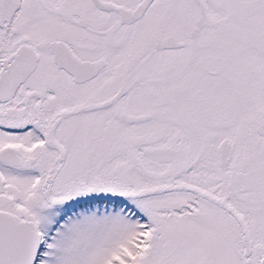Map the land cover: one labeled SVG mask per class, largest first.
Here are the masks:
<instances>
[{
	"label": "snow or ice",
	"instance_id": "obj_1",
	"mask_svg": "<svg viewBox=\"0 0 264 264\" xmlns=\"http://www.w3.org/2000/svg\"><path fill=\"white\" fill-rule=\"evenodd\" d=\"M0 264H264V0H0Z\"/></svg>",
	"mask_w": 264,
	"mask_h": 264
}]
</instances>
